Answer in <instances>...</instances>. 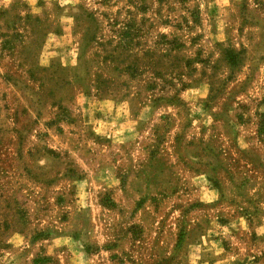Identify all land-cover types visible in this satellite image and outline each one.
Here are the masks:
<instances>
[{"label": "rangeland", "instance_id": "obj_1", "mask_svg": "<svg viewBox=\"0 0 264 264\" xmlns=\"http://www.w3.org/2000/svg\"><path fill=\"white\" fill-rule=\"evenodd\" d=\"M0 264H264V0H0Z\"/></svg>", "mask_w": 264, "mask_h": 264}]
</instances>
